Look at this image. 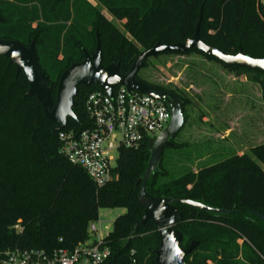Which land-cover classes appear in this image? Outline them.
Segmentation results:
<instances>
[{
	"label": "trees",
	"instance_id": "trees-1",
	"mask_svg": "<svg viewBox=\"0 0 264 264\" xmlns=\"http://www.w3.org/2000/svg\"><path fill=\"white\" fill-rule=\"evenodd\" d=\"M95 1L113 21L89 0H0V40L18 41L27 48L35 40L53 101L63 72L81 62L85 53H95L98 41L103 65L117 64L120 73L127 74L143 50L192 37L200 15V37L206 44L229 55H236L241 46L251 58L264 59L260 0ZM114 21L124 22L123 32ZM192 52L245 76L260 88L264 103V72L228 67L195 49L179 55ZM136 79L161 88L138 75ZM28 90L25 73H17L0 57V251L73 250L90 240L89 228L98 222L101 209L121 208L125 213L114 220L105 237L111 252L108 264H130L132 259L137 264H155L159 236L152 222L140 225L144 210L138 202L141 184H137L155 140L147 138L136 148L121 147L112 180L98 189L86 171L62 153L57 125L45 117L35 97H26ZM99 90V86L79 87L74 107L77 121L68 119L65 132L79 134L91 128L85 101ZM181 99L187 120L188 101ZM172 142L173 149L184 146ZM163 164L162 159L148 182L151 195L239 212L216 216L178 206L183 214V221L176 223L181 248L199 242L186 258L188 264H264V223L254 214L264 216V144L159 183L160 177L169 175Z\"/></svg>",
	"mask_w": 264,
	"mask_h": 264
},
{
	"label": "water",
	"instance_id": "water-1",
	"mask_svg": "<svg viewBox=\"0 0 264 264\" xmlns=\"http://www.w3.org/2000/svg\"><path fill=\"white\" fill-rule=\"evenodd\" d=\"M201 20L202 15H200L193 36L183 43L164 45L158 43L154 47L143 50L127 74H121L120 66L117 64L103 65V53L98 41L95 53L91 55L85 53L81 62L72 64L63 72L59 79L55 101L52 99L53 90L48 86V78L41 71L38 63L35 40L28 48L18 41L0 40V57L8 60L9 65L15 66L17 73L21 70L25 73L29 82L26 97L37 99L45 117L57 125L56 132L66 128L68 119L77 121L74 107L80 86L86 89L91 86H99L100 90L104 91L110 98H113L116 88L123 87L129 94L136 92L167 104L171 111L170 123L153 142L147 168L142 178L137 182L138 185L141 184L138 202L144 210L140 225L152 222L159 236V247L155 252V264H188L186 258L199 246V242L192 241L187 248H181L182 234L176 229L177 221H183V214L178 208L179 205L216 216L239 213L212 207L194 200L158 198L149 193L147 186L162 162L164 150L174 147L172 140L183 130L186 120L184 103L180 97L173 92L153 87L136 79L146 61L165 54H184L195 49L208 57L217 59L228 67L264 72V59L251 58L244 54L241 46L236 55H229L220 48L206 44L200 37ZM254 214L264 223V216L257 212Z\"/></svg>",
	"mask_w": 264,
	"mask_h": 264
},
{
	"label": "rangeland",
	"instance_id": "rangeland-1",
	"mask_svg": "<svg viewBox=\"0 0 264 264\" xmlns=\"http://www.w3.org/2000/svg\"><path fill=\"white\" fill-rule=\"evenodd\" d=\"M89 1L104 15L111 17L95 0ZM260 1L264 3V0ZM115 24L123 32L122 24ZM138 76L188 101L185 126L174 139L184 146L178 150H164L163 165L169 175L160 177L159 183L264 144L261 91L245 76H237L218 62L207 60L196 52L152 58L145 63ZM203 117L208 118L207 124L201 122ZM226 130L230 131L224 139L216 135L218 131L223 136ZM113 156L116 158L117 152ZM124 213L121 208L101 209L95 224H102L105 235L112 231L114 220ZM239 243L242 244V241Z\"/></svg>",
	"mask_w": 264,
	"mask_h": 264
},
{
	"label": "built area",
	"instance_id": "built-area-1",
	"mask_svg": "<svg viewBox=\"0 0 264 264\" xmlns=\"http://www.w3.org/2000/svg\"><path fill=\"white\" fill-rule=\"evenodd\" d=\"M84 107L91 128L79 134L64 129L59 140L68 161L85 170L98 189L113 178L114 152L118 154L121 147L136 148L147 138L155 140L171 120L165 102L129 94L123 87L115 89L113 98L102 90L91 92ZM89 233L90 240L73 250L58 249L51 254L38 249L0 251V264H108L111 252L105 237L109 233L104 235L101 223L91 224ZM130 264L137 261L132 259Z\"/></svg>",
	"mask_w": 264,
	"mask_h": 264
},
{
	"label": "crops",
	"instance_id": "crops-1",
	"mask_svg": "<svg viewBox=\"0 0 264 264\" xmlns=\"http://www.w3.org/2000/svg\"><path fill=\"white\" fill-rule=\"evenodd\" d=\"M107 12V11H106ZM106 14V13H105ZM106 16H108V15H106ZM110 20H113L111 17H108ZM124 22H122V24H123ZM221 113V112H220ZM219 115V114H218ZM201 122H203V123H205V124H207V122H208V118H206V117H203L202 118V121ZM229 131L230 130H226V132H224L225 134L222 136L220 133H218V131H216V135L217 136H219V137H221L222 139H224L225 137H226V135L229 133ZM250 148H248V150H249ZM247 150V151H248ZM244 153H246V152H244ZM244 153H242V154H240V156L241 155H243ZM237 155H239V154H237Z\"/></svg>",
	"mask_w": 264,
	"mask_h": 264
},
{
	"label": "flooded vegetation",
	"instance_id": "flooded-vegetation-1",
	"mask_svg": "<svg viewBox=\"0 0 264 264\" xmlns=\"http://www.w3.org/2000/svg\"><path fill=\"white\" fill-rule=\"evenodd\" d=\"M157 86H158V85H157ZM159 87H161V88H159V89H162V90H165V91L172 92L171 90H169V89H167V88H164V87H162V86H159Z\"/></svg>",
	"mask_w": 264,
	"mask_h": 264
}]
</instances>
